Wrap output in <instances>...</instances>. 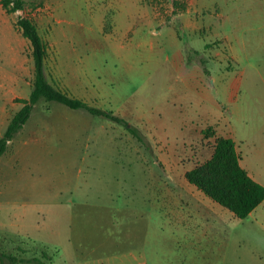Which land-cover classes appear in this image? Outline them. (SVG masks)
Listing matches in <instances>:
<instances>
[{"label": "rangeland", "instance_id": "rangeland-1", "mask_svg": "<svg viewBox=\"0 0 264 264\" xmlns=\"http://www.w3.org/2000/svg\"><path fill=\"white\" fill-rule=\"evenodd\" d=\"M222 1L25 0L8 13L0 0V135L32 89L31 44L16 26L27 17L47 44L49 81L145 139L37 105L0 161V252L32 260L19 264H264V202L240 219L185 177L231 137L264 185L256 57L239 68L223 49L200 52L212 37L192 39L180 17H215Z\"/></svg>", "mask_w": 264, "mask_h": 264}, {"label": "trees", "instance_id": "trees-1", "mask_svg": "<svg viewBox=\"0 0 264 264\" xmlns=\"http://www.w3.org/2000/svg\"><path fill=\"white\" fill-rule=\"evenodd\" d=\"M1 5L8 13H15L25 9V0H1ZM16 26L23 37L29 40L31 44L34 79L29 97L20 100L23 106L12 117L0 138V158L6 153L9 143L27 124L35 107L40 103H45L48 106L56 102L72 110H80L92 116L109 119L124 125L135 138L140 142H145L141 132L131 125L128 126L124 119L112 112L92 106L84 100L72 97L65 91L55 87L46 74L48 47L40 35L37 25L30 18L20 17ZM210 131L208 129L206 132L210 133ZM211 133L209 136H211ZM185 177L199 191L230 210L240 219L247 218L264 202V185L257 182L242 167L236 142L231 137L216 138L212 157L205 163L188 171ZM43 256L51 260L46 252L43 253ZM29 261L32 260L0 252L1 264H19ZM33 262L46 264L38 258H34Z\"/></svg>", "mask_w": 264, "mask_h": 264}, {"label": "crops", "instance_id": "crops-1", "mask_svg": "<svg viewBox=\"0 0 264 264\" xmlns=\"http://www.w3.org/2000/svg\"><path fill=\"white\" fill-rule=\"evenodd\" d=\"M221 3L220 5L217 2L218 11L215 17L203 16L200 12L202 8H189L184 11L180 14L184 29L189 31L192 39H202V33H209L212 39L210 42H204L200 52L207 50L220 57L223 49L231 62L239 68L245 61L251 62L250 59L255 56L256 65L253 67L256 73H250L252 76L256 74L264 84V0H223ZM215 42L219 45L208 50L207 48ZM8 151L9 147L6 155ZM250 176L253 177L251 174Z\"/></svg>", "mask_w": 264, "mask_h": 264}]
</instances>
